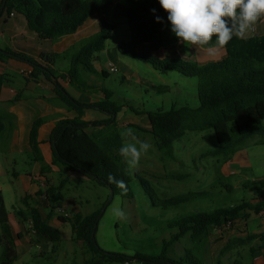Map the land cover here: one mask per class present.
Instances as JSON below:
<instances>
[{
	"label": "trees",
	"instance_id": "trees-1",
	"mask_svg": "<svg viewBox=\"0 0 264 264\" xmlns=\"http://www.w3.org/2000/svg\"><path fill=\"white\" fill-rule=\"evenodd\" d=\"M117 1L2 0L0 18L4 14L9 16L13 13L21 14L26 19L29 31L37 34L41 39L56 41L75 34L91 17L108 12ZM125 4V18L130 29L131 40L129 43H121L118 51L129 58L150 64L163 75L176 72L185 78L197 79L198 107L173 106L168 111L158 110L146 114L159 151L168 154L173 142L181 139L186 132L213 130L219 145L213 154L214 156L223 155L228 160L244 144L246 137H252L260 132L264 135V36H253L246 39L234 37L224 47L225 58L205 65L183 58L161 59L153 54L140 52L139 48L152 45L159 50L179 43L171 32L167 13L160 7L158 0H125ZM153 9L155 12L152 11ZM157 16L162 19V22L156 21ZM114 30V27L100 30L83 40L67 54L70 59L68 74L71 80L80 84L86 92L93 93L92 90H97L95 92H100L103 99L92 104L82 103L55 83L58 98L76 112L77 116L58 121L48 137L53 153L52 165L62 166L68 173L78 174L94 181L108 188L113 195L120 189L115 184L109 183V174L125 181L127 191L132 194V178L127 173L124 159L119 155L122 139L115 129L121 108L111 101L110 92L87 85L83 80V73H95L92 63L98 61V55L106 49L107 41L113 35ZM2 58L25 62L33 69L32 77L37 78L43 75L53 82L55 71L51 64L43 65L39 60L26 54L0 48V59ZM44 58L55 60L61 56L43 55L42 59ZM100 74L103 78L109 75L105 71ZM159 92L162 90L159 89ZM90 109L104 113L107 118L93 122L85 121L83 119L85 111ZM131 110L140 114L133 108ZM42 124L43 120L37 119L30 131L29 144L36 155V160H41L37 137ZM91 126L96 130L89 133L87 129ZM4 129L5 125L0 117V135ZM45 171L46 169L42 168V172L45 173ZM67 183L66 179L62 180L58 186L46 182L47 189L40 194L51 202V209L61 208L64 202L62 192ZM244 187H253L264 193V180L251 185L245 184ZM230 188L233 190L232 187ZM230 188L227 189L230 190ZM262 196L260 200H263L264 194ZM187 198L188 196L183 199L167 200L165 204L181 203ZM29 200L30 197L24 198L26 211L18 212L20 219L26 220V212L29 213L31 229L38 242L60 243L59 230L49 222L52 211L47 218H44L40 209L30 205ZM248 211L256 215L260 214L264 211V202L259 201L256 204L243 202L212 212H198L174 221L169 224V227L178 229V232L163 242L161 254L158 256L143 254L129 256L106 252L100 248L96 233L102 211L87 216L77 213L72 218H61L60 220L63 223H70L74 241L85 244L93 253L94 258L85 264H206L198 256L194 247H185L182 253H178L177 246L185 239L197 245L210 237L214 230L231 227L240 220L248 219L250 216ZM0 228V264H14L17 260L14 244L16 240L22 239L23 235H13L1 191ZM253 240L264 242V233L250 235L247 238L230 239L224 254L235 249L236 245H249ZM174 247L176 254L171 255L170 252Z\"/></svg>",
	"mask_w": 264,
	"mask_h": 264
},
{
	"label": "rangeland",
	"instance_id": "rangeland-1",
	"mask_svg": "<svg viewBox=\"0 0 264 264\" xmlns=\"http://www.w3.org/2000/svg\"><path fill=\"white\" fill-rule=\"evenodd\" d=\"M122 3L126 5L124 1ZM105 14L108 22L115 24V30L107 41V51L98 55L99 65L92 63L95 73H88L85 79L92 87L110 92L111 101L121 108L115 129L121 136L122 144L131 141L130 137L125 138L122 133L132 129L138 139L149 142L152 147L142 156L138 168L129 171L125 162L127 173L132 178V194L128 191L125 194L120 189L112 196L108 188L94 181L81 176L72 177L62 192L64 202L68 206L65 209L58 208L57 214L74 216L79 212L82 216H87L102 211L96 233L100 248L106 252L129 256H158L161 254L163 242L178 232V229L169 227L170 223L198 212H212L243 202H264V198L259 199L264 194L261 190L244 187L245 184L251 185L264 180V135L260 132L246 137L244 144L228 160L223 155L214 156L213 153L219 145L213 130L186 132L181 139L173 142L168 154L159 151L154 136L148 130L147 117L143 118L142 115L158 110L168 111L173 106L198 107L197 79L185 78L176 72L163 75L150 64L117 52L118 45L130 41V29L120 10L116 16L114 10ZM113 49H116L114 54ZM145 49L151 52L156 50L153 46H147ZM115 54L119 59H116ZM108 60L115 63L108 64ZM111 65L118 68L116 73H110ZM99 66L109 73L107 77L103 78L100 74ZM95 79L102 83L101 87L95 83ZM159 89L162 92H159ZM95 91L97 90H92ZM95 94L97 92L93 97H96ZM98 94L101 95L100 92ZM131 108L140 112V115L134 114ZM89 115H95L93 118L106 117L104 113L94 109L89 110ZM135 118L144 119L145 122L132 123ZM7 135L8 133H5L3 137ZM240 154H243L241 160L234 161V157ZM14 157L21 163L27 161V156L19 153L14 154ZM20 172L23 173L22 170ZM57 173L59 174L49 177L54 184H59L65 178L64 173ZM10 175L0 177V181L7 209L12 213L14 207H22L25 195L20 192L14 176ZM45 184L41 186L46 190ZM186 196L188 198L181 203L165 204L167 200L183 199ZM255 199L256 201H253ZM116 204L125 212L126 218L116 219L112 215L111 209ZM248 214L251 216L248 219L240 220L231 227L214 230L210 237L197 245L185 239L177 246V252L182 253L185 247H194L206 264H216L221 258L252 262L256 249L264 248L261 240H253L249 245H236L234 252L226 257L223 252L230 239L247 238L264 231V212L259 216L251 211H248ZM60 233L62 240L59 244L41 245V249L34 246L31 253L24 254L14 264H85L94 258L85 244L71 240L70 224L63 227ZM28 234L26 233V236ZM29 242L32 245V240ZM173 249L171 255L176 254V248Z\"/></svg>",
	"mask_w": 264,
	"mask_h": 264
},
{
	"label": "crops",
	"instance_id": "crops-1",
	"mask_svg": "<svg viewBox=\"0 0 264 264\" xmlns=\"http://www.w3.org/2000/svg\"><path fill=\"white\" fill-rule=\"evenodd\" d=\"M122 1L125 2V0H118L116 4L110 9L114 10V16H116L118 10L123 12V15L125 16L126 5H124ZM1 3L2 0H0V5ZM108 26L115 28V24H110L108 22L107 15L105 13L101 15H95L91 17L86 22V24L75 34L62 37L56 41H50L41 39L37 34L29 31L26 19L21 14L13 13L10 16L4 14L0 18V45H4L2 47L0 46V48L10 49L26 54L39 60L43 65L51 64V67L55 71V77L52 79L53 82H51L43 75L38 76L37 78L32 77L31 74L33 72V69L29 64L25 62L12 58L0 59V117H2L5 125V129L0 135V137L2 136V138L0 139V177L11 176L10 174H12L15 178V181L18 183L20 192L24 193V198L30 197L29 204L39 208L44 218H47L52 211L49 222L52 226L57 228L59 232L63 227H66L68 224H70L63 223L60 219H69L73 216L57 214L59 210L58 208L55 210L51 209V202L46 199L44 195L40 194V192L45 191V189H43L41 185L49 182L50 185L58 186L61 182L59 184H54L49 179V177L54 174L58 175L59 173L57 172L64 173V179L68 180V183L70 182V178L78 177L81 175L68 173L62 166L52 165L53 153L51 144L48 141V137L53 126L61 119L75 118L77 116L76 112L70 109L64 102H62L58 98L55 92V85L59 84L65 89L66 92H68L71 96L82 103L92 104L103 99L102 94L99 95L97 92V94H95L96 97H93L94 93L96 92H86L80 87V84H77L75 81L71 80L68 74L70 59L69 55L67 54L71 52L75 46H78L83 40L96 34L102 29H106V27ZM253 36H264V24L258 25L254 29L249 30L247 37ZM129 42L130 41L126 43ZM119 46L120 45H118L117 50L113 49L112 54H114L116 51L118 52ZM147 46L152 45H144L139 48V51L153 54L161 59L183 58L186 60L197 62L200 65L220 61L226 56L225 48H221L216 52L215 55L209 56L204 51L195 50L190 46L184 45L181 42L159 50H155V52L147 51L145 49ZM106 51L107 46L106 49L101 53H105ZM165 52L166 54H164ZM43 55H60L61 58L55 60L46 58L42 59ZM115 57L116 59H119L118 55L116 54ZM96 63L98 66L100 63V57H98V61ZM111 63L115 62H113V60H108V64ZM98 69H100V72L105 71L102 66H99ZM87 74L88 73H83L84 81H86L85 77L87 76ZM136 76L137 78H139L138 75ZM94 81L100 87L102 86V83L98 82L97 79H95ZM87 85L92 87V84L87 83ZM85 112L86 114L83 119L88 122L100 121L107 118V116L105 118H93L95 117V115H89V110H86ZM142 116L143 118L147 117V120L149 122L148 130L151 132L152 127L148 116H146L145 114ZM37 119L43 120V124L39 129V135L37 137V141L39 142V156L41 160H36V155L32 151L29 144L30 131L34 121H36ZM133 122L136 124H140L141 122L145 121L144 119L135 118V120H132V123ZM94 130L96 129L92 126L87 129L89 133H92ZM5 133H8L7 137H3ZM17 153L21 154L22 156H27V161H23V163L18 162L14 157V154ZM241 156L243 157V154L234 157L233 160L239 162L241 160ZM33 157L34 159H32ZM42 168L46 169L45 173L42 172ZM19 169L22 170L23 173H21ZM11 170L13 172H11ZM24 170L27 171L25 172ZM66 186L64 188H66ZM0 191L3 194L1 181ZM24 198L22 199V207L18 209L14 207L12 213L8 211L9 224L12 228L13 235H23V238L20 240H16L14 244L17 252V260H19L24 254L31 253L34 246H37L41 249L43 245L50 244V242H38L36 240L35 235L33 234L31 229L32 224L28 212H26V220H21L18 216L19 211H26ZM67 206L68 204L64 202L61 206V209H65L67 208ZM263 212L264 211H262V213ZM26 233H29L28 236H26ZM262 233H264V231L257 235H260ZM73 236L74 235L72 231V241L74 238ZM31 240L32 245H30L31 242H29ZM262 250H264V248L256 249L254 260L252 261L255 264H264V257H262L264 256V254H262ZM232 252L234 251L231 250L230 252H226L224 254V257ZM197 254L199 257H201L199 253ZM237 263L250 264L251 262L244 263L241 260L232 261L230 258L226 260L225 258H221L216 262V264Z\"/></svg>",
	"mask_w": 264,
	"mask_h": 264
},
{
	"label": "clouds",
	"instance_id": "clouds-1",
	"mask_svg": "<svg viewBox=\"0 0 264 264\" xmlns=\"http://www.w3.org/2000/svg\"><path fill=\"white\" fill-rule=\"evenodd\" d=\"M158 3L167 13L171 32L177 40L209 56L226 47L234 37L246 39L249 30L264 24V0H158ZM156 21L160 23L162 19L157 16ZM122 136L131 138L122 144L119 155L132 171L138 168L152 145L138 139L132 129H127ZM108 181L126 194L125 181L111 174ZM111 213L116 219L126 218L118 204Z\"/></svg>",
	"mask_w": 264,
	"mask_h": 264
},
{
	"label": "built area",
	"instance_id": "built-area-1",
	"mask_svg": "<svg viewBox=\"0 0 264 264\" xmlns=\"http://www.w3.org/2000/svg\"><path fill=\"white\" fill-rule=\"evenodd\" d=\"M109 70H110V73H116V72L118 71V69H117L116 66H114V65H111V66L109 67Z\"/></svg>",
	"mask_w": 264,
	"mask_h": 264
},
{
	"label": "water",
	"instance_id": "water-1",
	"mask_svg": "<svg viewBox=\"0 0 264 264\" xmlns=\"http://www.w3.org/2000/svg\"><path fill=\"white\" fill-rule=\"evenodd\" d=\"M112 193V192H111ZM112 196H113V193H112Z\"/></svg>",
	"mask_w": 264,
	"mask_h": 264
}]
</instances>
